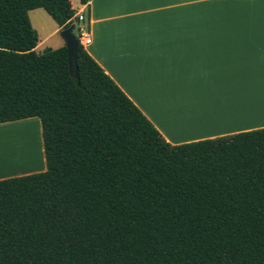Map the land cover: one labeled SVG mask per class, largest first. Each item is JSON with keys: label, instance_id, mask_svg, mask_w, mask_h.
Listing matches in <instances>:
<instances>
[{"label": "trees", "instance_id": "trees-1", "mask_svg": "<svg viewBox=\"0 0 264 264\" xmlns=\"http://www.w3.org/2000/svg\"><path fill=\"white\" fill-rule=\"evenodd\" d=\"M38 8L73 24L0 0V124L38 118L45 161L0 180V264H264V128L169 144L81 46L78 80L35 52Z\"/></svg>", "mask_w": 264, "mask_h": 264}, {"label": "crops", "instance_id": "crops-1", "mask_svg": "<svg viewBox=\"0 0 264 264\" xmlns=\"http://www.w3.org/2000/svg\"><path fill=\"white\" fill-rule=\"evenodd\" d=\"M70 2L84 13L85 52L169 144L264 128V0ZM42 10L28 12L36 53L64 46ZM41 153L35 169L0 180L44 171Z\"/></svg>", "mask_w": 264, "mask_h": 264}, {"label": "rangeland", "instance_id": "rangeland-1", "mask_svg": "<svg viewBox=\"0 0 264 264\" xmlns=\"http://www.w3.org/2000/svg\"><path fill=\"white\" fill-rule=\"evenodd\" d=\"M42 12H43V14L45 13V15L48 16L49 20L54 22L53 19L45 11L42 10ZM45 30H47V28H45ZM38 32L41 35V32L40 31H38ZM56 40H60L58 35H55L54 37H52L50 44H45L44 46L40 45L38 51L45 49V47H52V46L56 45V44H54V41H56ZM29 120L30 119L0 124V161L3 159V158H1V156L7 157L8 155H10L9 157H13V156L18 157L20 160L19 161L20 163H17L15 168H17V169L19 168V171L21 169L22 170L35 169L33 167L29 168V166L38 165L39 163H41V159L43 158L42 153H41V150L43 147L42 146V138H41V128H40V125L38 126L39 121L37 118L32 119L31 121H29ZM32 133H33L34 139L36 140V144H37V148H38V150L36 149L37 150V154H36L37 156L34 154L35 151L33 153L30 151L33 149L32 147H30L29 145L26 146L28 136H29V134L31 135ZM20 151H21V153H20ZM30 152L32 154V155L30 154L31 158L35 160L34 164L31 162L32 161L31 159L28 160L27 162H25V160H24L26 154H28ZM33 156L36 158H33ZM23 167H25V168H23ZM15 168L13 167V169H15ZM20 173H22V172H20ZM7 175H10V174L7 173V174H4V176L1 175L0 177H5Z\"/></svg>", "mask_w": 264, "mask_h": 264}, {"label": "water", "instance_id": "water-1", "mask_svg": "<svg viewBox=\"0 0 264 264\" xmlns=\"http://www.w3.org/2000/svg\"><path fill=\"white\" fill-rule=\"evenodd\" d=\"M74 30L75 25L71 24L68 28L62 29L59 32V36L67 49L69 73L72 78L78 80L77 50L79 45Z\"/></svg>", "mask_w": 264, "mask_h": 264}, {"label": "bare ground", "instance_id": "bare-ground-1", "mask_svg": "<svg viewBox=\"0 0 264 264\" xmlns=\"http://www.w3.org/2000/svg\"><path fill=\"white\" fill-rule=\"evenodd\" d=\"M27 145H29L30 147H32L33 149L32 150H30L32 153L34 152V154L36 155L37 154V150H38V148H37V144H36V140L34 139V136H33V133L30 135L29 134V136H28V139H27V144H26V146ZM35 149V150H34ZM37 149V150H36ZM25 152V151H24ZM27 152V151H26ZM31 152H30V154H31ZM20 153H21V151H20ZM25 155V154H24ZM27 155V154H26ZM32 155V154H31ZM7 156V155H6ZM10 155H8L7 157H3V156H1V158H3L1 161H0V176L1 175H3L4 176V174H13V173H15V174H18V173H20V172H23V171H25V170H20L19 171V168L17 169V168H15V166H16V164L17 163H20L19 161V158L18 157H16V156H13V157H9ZM12 156V155H11ZM37 156V155H36ZM7 158V159H6ZM33 158H36V157H34L33 156ZM13 167L15 168V169H13ZM23 168H25V167H23ZM18 171H17V170Z\"/></svg>", "mask_w": 264, "mask_h": 264}, {"label": "built area", "instance_id": "built-area-1", "mask_svg": "<svg viewBox=\"0 0 264 264\" xmlns=\"http://www.w3.org/2000/svg\"><path fill=\"white\" fill-rule=\"evenodd\" d=\"M84 20V13L81 11L75 13L72 17V22L75 25L74 34L77 38L78 45L81 46L83 49L91 43V37L89 31L84 25Z\"/></svg>", "mask_w": 264, "mask_h": 264}]
</instances>
